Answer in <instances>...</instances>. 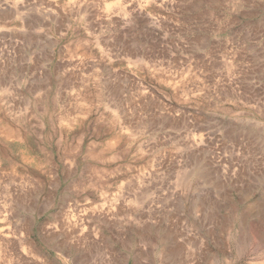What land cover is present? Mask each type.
<instances>
[{
  "label": "rangeland",
  "instance_id": "1",
  "mask_svg": "<svg viewBox=\"0 0 264 264\" xmlns=\"http://www.w3.org/2000/svg\"><path fill=\"white\" fill-rule=\"evenodd\" d=\"M0 264H264V0H0Z\"/></svg>",
  "mask_w": 264,
  "mask_h": 264
},
{
  "label": "bare ground",
  "instance_id": "2",
  "mask_svg": "<svg viewBox=\"0 0 264 264\" xmlns=\"http://www.w3.org/2000/svg\"><path fill=\"white\" fill-rule=\"evenodd\" d=\"M201 174V173H200ZM199 175V174H198ZM215 216H217V215H215ZM244 235V234H243ZM20 237V236H19Z\"/></svg>",
  "mask_w": 264,
  "mask_h": 264
}]
</instances>
